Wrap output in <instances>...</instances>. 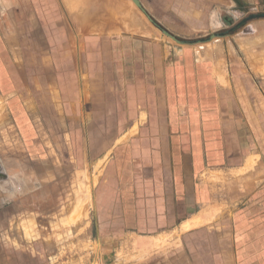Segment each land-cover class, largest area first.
Wrapping results in <instances>:
<instances>
[{
	"label": "crops",
	"instance_id": "1",
	"mask_svg": "<svg viewBox=\"0 0 264 264\" xmlns=\"http://www.w3.org/2000/svg\"><path fill=\"white\" fill-rule=\"evenodd\" d=\"M139 1L166 36L199 42L109 25L77 39L70 116L91 124L87 138L101 123L105 140L91 216L99 264H264V144L238 93L239 75L264 73V17L242 22L264 0ZM19 102L12 116L33 121V98Z\"/></svg>",
	"mask_w": 264,
	"mask_h": 264
},
{
	"label": "rangeland",
	"instance_id": "2",
	"mask_svg": "<svg viewBox=\"0 0 264 264\" xmlns=\"http://www.w3.org/2000/svg\"><path fill=\"white\" fill-rule=\"evenodd\" d=\"M97 25L157 36L179 47L199 42L196 36H166V28L155 27L132 0H0V264L100 262L91 216L103 172L101 162L95 163L105 146L102 124L94 122V137L87 138L90 123L70 116L71 108L75 113L73 53L81 48L85 32L100 30ZM259 69L239 75L238 82H245L247 89L237 90L250 103L247 109L260 147L264 73ZM6 88L14 89L12 100ZM28 94L36 104L33 121L25 113L12 116V103ZM28 225L31 239L26 237Z\"/></svg>",
	"mask_w": 264,
	"mask_h": 264
},
{
	"label": "water",
	"instance_id": "3",
	"mask_svg": "<svg viewBox=\"0 0 264 264\" xmlns=\"http://www.w3.org/2000/svg\"><path fill=\"white\" fill-rule=\"evenodd\" d=\"M132 2L148 17V19L151 21V23H153L154 25H156L158 28L159 26L149 17V15H147L145 9L142 7L141 3L139 0H132ZM257 17H264V14H251L248 17L244 18L242 20V22L251 19V18H257ZM165 32V31H164ZM211 36H215V34H212ZM173 39H175L173 36H171ZM0 171H1V167H0ZM3 175V173L0 172V176ZM2 177V176H1Z\"/></svg>",
	"mask_w": 264,
	"mask_h": 264
},
{
	"label": "bare ground",
	"instance_id": "4",
	"mask_svg": "<svg viewBox=\"0 0 264 264\" xmlns=\"http://www.w3.org/2000/svg\"><path fill=\"white\" fill-rule=\"evenodd\" d=\"M91 27H92V26H91ZM211 37H213V36H211ZM94 183H95V182H94ZM94 183H93V184H94ZM74 216H75V215H73V218H74ZM76 218H77V217H76ZM69 220H70L72 223H74V222H75L74 220H76V219H73V220H72V219L70 218ZM197 223H199V222H197ZM184 227H185V226H184ZM181 230H182V229H181ZM158 235H159V234H158ZM157 237H158V236H157ZM162 237H163V236H162ZM153 239H155V237H153ZM155 240H156V239H155ZM164 240H165V239H164ZM164 240H163V241H164ZM166 242H167V241H166ZM163 243H164V242H163ZM158 245H159V243H158ZM163 245H164V244H163ZM160 247H161V243H160ZM162 248H163V247H162ZM139 251H140V250H139ZM148 253H149V252H148ZM148 253H147V254H148Z\"/></svg>",
	"mask_w": 264,
	"mask_h": 264
}]
</instances>
